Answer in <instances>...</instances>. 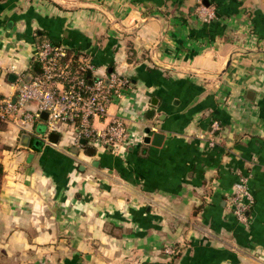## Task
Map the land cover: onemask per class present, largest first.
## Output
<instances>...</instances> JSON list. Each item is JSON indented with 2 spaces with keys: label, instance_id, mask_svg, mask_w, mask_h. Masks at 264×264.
I'll use <instances>...</instances> for the list:
<instances>
[{
  "label": "crops",
  "instance_id": "0c3cea01",
  "mask_svg": "<svg viewBox=\"0 0 264 264\" xmlns=\"http://www.w3.org/2000/svg\"><path fill=\"white\" fill-rule=\"evenodd\" d=\"M56 1L0 0V97L15 95L10 74L39 71L48 40L70 65L90 57L86 77L128 80L92 125L118 117L129 136L111 151L65 125L50 142L42 117L7 122L0 264H264V0Z\"/></svg>",
  "mask_w": 264,
  "mask_h": 264
},
{
  "label": "built area",
  "instance_id": "2783aa9c",
  "mask_svg": "<svg viewBox=\"0 0 264 264\" xmlns=\"http://www.w3.org/2000/svg\"><path fill=\"white\" fill-rule=\"evenodd\" d=\"M203 10L200 8L202 14ZM212 15L207 14V19ZM65 56L63 47L42 41L35 53L40 73L31 75L29 82L25 73L17 75L15 95L0 99V118L5 122L16 119L20 130L29 131L46 113L45 137L65 125L73 131L77 144L84 139L101 143L111 151L118 150L129 136L124 121L112 117L105 127L96 129L92 120L109 115V106L123 96L128 80L116 72L88 78L84 74L94 69L90 57H81L73 68L63 60ZM29 102L35 103L34 110L26 108ZM231 201L235 217L246 222L252 198L245 180L235 185Z\"/></svg>",
  "mask_w": 264,
  "mask_h": 264
},
{
  "label": "water",
  "instance_id": "95a60500",
  "mask_svg": "<svg viewBox=\"0 0 264 264\" xmlns=\"http://www.w3.org/2000/svg\"><path fill=\"white\" fill-rule=\"evenodd\" d=\"M55 2L56 3H60V2H57L56 0H55ZM75 6H77V7H94L93 5H91V4H86V3H82V4H75ZM40 73V69H39V71L38 72H36V74H39ZM15 79H16V76L14 75V74H10L9 76H8V80L9 81H12V82H14L15 81ZM30 79H31V75L30 74H27L26 76H25V80L27 81V82H29L30 81ZM41 117L42 118H44V119H46V117H47V114L46 113H42L41 114ZM146 132H148V129H146L145 130ZM42 133H43V130L41 131ZM162 135H159V134H155L154 135V137H156V138H160ZM29 138V136L28 135H24L23 136V139H28ZM58 138H59V135L57 134V133H54V132H50L49 134H48V140L50 141V142H57L58 141ZM24 140V141H25ZM144 141L145 142H148L149 141V137H145V139H144ZM33 144H34V147L35 148H37V149H39L40 148V145L42 144V140H40V139H34L33 140ZM80 144L81 145H85V140L84 139H81L80 140ZM87 151L88 152H92L93 151V149H87Z\"/></svg>",
  "mask_w": 264,
  "mask_h": 264
},
{
  "label": "trees",
  "instance_id": "16d2710c",
  "mask_svg": "<svg viewBox=\"0 0 264 264\" xmlns=\"http://www.w3.org/2000/svg\"><path fill=\"white\" fill-rule=\"evenodd\" d=\"M76 57H77V56L74 54L73 51H71V50H66V56L63 58V60H66V59H68V58H71L73 61H75V58H76ZM71 65H72L73 68L77 67V63L74 64V63L72 62ZM84 76H85V74H84ZM6 123H7V122H5L3 119L0 118V131L5 130V128H6ZM5 149H9V147L6 146V145H4V144L1 142V140H0V152H2V151L5 150ZM1 173H2V167H1V164H0V176H1Z\"/></svg>",
  "mask_w": 264,
  "mask_h": 264
},
{
  "label": "rangeland",
  "instance_id": "374dc122",
  "mask_svg": "<svg viewBox=\"0 0 264 264\" xmlns=\"http://www.w3.org/2000/svg\"><path fill=\"white\" fill-rule=\"evenodd\" d=\"M0 98H2V97H0ZM3 99V98H2ZM39 125H40V127H39ZM46 123L44 122V121H41L38 125H36L35 126V128H42L43 130H45V128H46ZM7 126H8V124L6 123V128H7ZM5 128V129H6ZM5 145V144H4ZM9 147V146H8ZM10 148V147H9ZM0 183H1V181H0ZM3 261V260H2ZM4 262V261H3ZM5 263H6V260H5Z\"/></svg>",
  "mask_w": 264,
  "mask_h": 264
}]
</instances>
